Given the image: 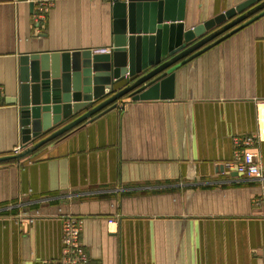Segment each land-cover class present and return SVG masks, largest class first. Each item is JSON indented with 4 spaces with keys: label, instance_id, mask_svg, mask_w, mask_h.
Segmentation results:
<instances>
[{
    "label": "crops",
    "instance_id": "obj_1",
    "mask_svg": "<svg viewBox=\"0 0 264 264\" xmlns=\"http://www.w3.org/2000/svg\"><path fill=\"white\" fill-rule=\"evenodd\" d=\"M242 1L185 0L184 27ZM35 11L0 0V156L21 145V55L111 46L110 0H55L43 22ZM174 72L172 98L125 95L0 163V264L59 258L66 214L83 218L88 264H264V140L251 146L261 177L223 165L264 129V14Z\"/></svg>",
    "mask_w": 264,
    "mask_h": 264
},
{
    "label": "water",
    "instance_id": "obj_2",
    "mask_svg": "<svg viewBox=\"0 0 264 264\" xmlns=\"http://www.w3.org/2000/svg\"><path fill=\"white\" fill-rule=\"evenodd\" d=\"M110 3V52L86 48L19 57L18 113L24 149L0 156V163L32 153L114 108L125 95L132 100L172 98L177 67L264 14V0H244L185 29V0ZM124 79L126 83L114 91Z\"/></svg>",
    "mask_w": 264,
    "mask_h": 264
},
{
    "label": "built area",
    "instance_id": "obj_3",
    "mask_svg": "<svg viewBox=\"0 0 264 264\" xmlns=\"http://www.w3.org/2000/svg\"><path fill=\"white\" fill-rule=\"evenodd\" d=\"M34 3L36 21H45L47 12L55 0H30ZM111 47H101L93 50L94 53H108ZM255 140H264V129H260L255 135L238 140L241 147L234 151L232 159L225 162L224 167L232 172L244 176L261 177L262 170L257 152L251 150ZM24 148L19 145L14 152H20ZM38 212L23 216V222H32ZM83 227V218L80 216L66 214L61 216V255L55 260H47L41 264H88V254L80 242L79 235Z\"/></svg>",
    "mask_w": 264,
    "mask_h": 264
},
{
    "label": "rangeland",
    "instance_id": "obj_4",
    "mask_svg": "<svg viewBox=\"0 0 264 264\" xmlns=\"http://www.w3.org/2000/svg\"><path fill=\"white\" fill-rule=\"evenodd\" d=\"M22 151V150H21Z\"/></svg>",
    "mask_w": 264,
    "mask_h": 264
}]
</instances>
